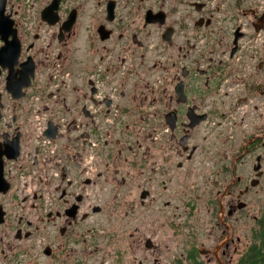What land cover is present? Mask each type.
Listing matches in <instances>:
<instances>
[{
	"label": "flooded vegetation",
	"instance_id": "flooded-vegetation-1",
	"mask_svg": "<svg viewBox=\"0 0 264 264\" xmlns=\"http://www.w3.org/2000/svg\"><path fill=\"white\" fill-rule=\"evenodd\" d=\"M0 161V264L264 263V0H0Z\"/></svg>",
	"mask_w": 264,
	"mask_h": 264
},
{
	"label": "rangeland",
	"instance_id": "rangeland-1",
	"mask_svg": "<svg viewBox=\"0 0 264 264\" xmlns=\"http://www.w3.org/2000/svg\"><path fill=\"white\" fill-rule=\"evenodd\" d=\"M127 239H131L127 237ZM125 242H121L120 246H125ZM117 244L113 243L112 240H110L106 235L103 236L102 244L99 247V250L97 252H93L92 255L88 257L87 264H136L137 259H142L144 253L143 247L140 246L139 248H136L135 250H129L125 247L124 250L121 249L119 252V256H116L113 252V249H115ZM157 257L159 255V249H157ZM180 251H170L165 250L164 246L161 245V256L160 260L162 262H166L170 256L176 255L178 256ZM150 260H152L150 258Z\"/></svg>",
	"mask_w": 264,
	"mask_h": 264
},
{
	"label": "trees",
	"instance_id": "trees-1",
	"mask_svg": "<svg viewBox=\"0 0 264 264\" xmlns=\"http://www.w3.org/2000/svg\"><path fill=\"white\" fill-rule=\"evenodd\" d=\"M249 264H264V263L263 262L259 263V261H257V260H252V261H250Z\"/></svg>",
	"mask_w": 264,
	"mask_h": 264
},
{
	"label": "water",
	"instance_id": "water-1",
	"mask_svg": "<svg viewBox=\"0 0 264 264\" xmlns=\"http://www.w3.org/2000/svg\"><path fill=\"white\" fill-rule=\"evenodd\" d=\"M0 166H1V161H0ZM146 246H148V247H149V244H148V243H146Z\"/></svg>",
	"mask_w": 264,
	"mask_h": 264
}]
</instances>
